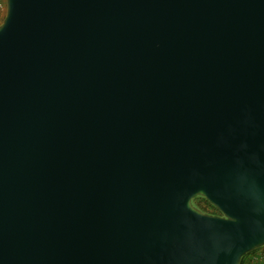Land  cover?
I'll return each mask as SVG.
<instances>
[{"label": "water", "instance_id": "95a60500", "mask_svg": "<svg viewBox=\"0 0 264 264\" xmlns=\"http://www.w3.org/2000/svg\"><path fill=\"white\" fill-rule=\"evenodd\" d=\"M5 4L0 264H240L264 245V0Z\"/></svg>", "mask_w": 264, "mask_h": 264}, {"label": "trees", "instance_id": "16d2710c", "mask_svg": "<svg viewBox=\"0 0 264 264\" xmlns=\"http://www.w3.org/2000/svg\"><path fill=\"white\" fill-rule=\"evenodd\" d=\"M192 202L195 206H197L199 209H201L204 212L210 213V214H220L219 210L215 208L213 205H211L205 198L201 196H196L192 199ZM262 247V246H261ZM259 247V248H261ZM258 248L253 249L247 253H245L241 260L240 264H247V259L249 258V255L256 251Z\"/></svg>", "mask_w": 264, "mask_h": 264}, {"label": "built area", "instance_id": "2783aa9c", "mask_svg": "<svg viewBox=\"0 0 264 264\" xmlns=\"http://www.w3.org/2000/svg\"><path fill=\"white\" fill-rule=\"evenodd\" d=\"M6 10L5 0H0V20H2ZM247 264H264V251L262 247L255 251L254 254L250 255L247 259Z\"/></svg>", "mask_w": 264, "mask_h": 264}, {"label": "rangeland", "instance_id": "374dc122", "mask_svg": "<svg viewBox=\"0 0 264 264\" xmlns=\"http://www.w3.org/2000/svg\"><path fill=\"white\" fill-rule=\"evenodd\" d=\"M0 21H1V20H0ZM258 249H259V248H258ZM258 249H257V250H258ZM254 253H255V251H254L253 253H251L250 255H252V254H254ZM250 255H249V256H250Z\"/></svg>", "mask_w": 264, "mask_h": 264}, {"label": "crops", "instance_id": "0c3cea01", "mask_svg": "<svg viewBox=\"0 0 264 264\" xmlns=\"http://www.w3.org/2000/svg\"><path fill=\"white\" fill-rule=\"evenodd\" d=\"M262 251H264V245L262 246Z\"/></svg>", "mask_w": 264, "mask_h": 264}]
</instances>
